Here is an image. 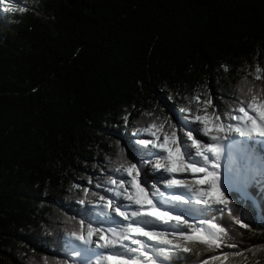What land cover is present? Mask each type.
<instances>
[{
    "label": "trees",
    "instance_id": "16d2710c",
    "mask_svg": "<svg viewBox=\"0 0 264 264\" xmlns=\"http://www.w3.org/2000/svg\"><path fill=\"white\" fill-rule=\"evenodd\" d=\"M15 6L24 11L7 12L0 3V264H80L69 245L80 246L67 233L82 218L97 219L91 205L86 212L78 203L82 189L89 199L109 195L98 186L103 176H120L114 169L127 149L151 138L137 129L159 117L166 127L179 121V130L184 110L195 111L193 96L211 94L227 107L245 77L257 89L264 83L253 79L257 65L264 69V0ZM225 195L223 215L204 206L207 219L235 233L228 241L237 249L223 251L242 253L224 264H264V173L246 192ZM229 207L248 228L230 221ZM214 254L220 250L197 244L170 259L221 264Z\"/></svg>",
    "mask_w": 264,
    "mask_h": 264
},
{
    "label": "snow or ice",
    "instance_id": "6c2138e0",
    "mask_svg": "<svg viewBox=\"0 0 264 264\" xmlns=\"http://www.w3.org/2000/svg\"><path fill=\"white\" fill-rule=\"evenodd\" d=\"M17 2L0 0L5 4L4 11H24L17 9ZM262 72L264 69L257 65L253 79L264 81ZM239 91L240 96L233 98V103L227 107L214 101L211 94L203 100L199 95L193 96L189 103L195 101V111L191 107L184 110L188 116L183 118L185 122L179 131V121L166 127V120L157 122L159 117L143 129H137V134L144 132L151 138L140 139L136 147L127 149V158L114 169L120 174L119 179L114 175L107 177L111 185L107 191L114 193V198L91 193L93 199H89V189H82L84 196L78 203L86 212L91 205L100 219L86 222L82 218L78 228L67 233L70 241L82 246L69 245L71 255L81 258L80 264H92L89 253L95 264H157V260L168 264L166 254L190 253L197 244L213 252L220 250L221 254L212 255L211 260H219L221 264L230 256L242 255L239 250L223 251L238 247L228 241L229 235L235 233L223 221L214 222L218 218L210 217L199 221L197 226L192 218L176 211L181 205L193 204L190 193L196 198V204L218 206L216 210L223 215L224 206L229 205L225 193L231 195L233 188L239 186L230 168L235 154L244 151L237 137H264V83L257 89V85L245 77ZM209 109H212L211 113ZM190 125V130L185 131ZM152 156H155L154 162ZM221 160L227 173V187L223 190L219 172ZM157 172L167 173L170 177L161 176L163 190L158 186L159 181L150 185L145 183L146 176L151 177ZM72 187L81 188L79 184ZM168 190L177 194L169 196ZM97 196L98 201L95 200ZM115 198L122 200L117 202ZM227 215L235 224L249 227L232 214L230 207ZM106 221L112 223L105 227ZM202 264H208V260H203Z\"/></svg>",
    "mask_w": 264,
    "mask_h": 264
},
{
    "label": "rangeland",
    "instance_id": "374dc122",
    "mask_svg": "<svg viewBox=\"0 0 264 264\" xmlns=\"http://www.w3.org/2000/svg\"><path fill=\"white\" fill-rule=\"evenodd\" d=\"M191 126V125H190ZM192 127V126H191ZM188 130H190V129H185V131H188ZM179 131V130H178ZM195 134V133H194ZM143 138H145V139H147V137H143ZM237 138H244V137H237ZM260 137H256V136H253L252 138H249V146L251 147V148H253V147H255L254 148V150L255 151H260V149H261V147L260 146H258L259 144H257L255 141L257 140V139H259ZM261 138H263V137H261ZM254 139V140H253ZM256 139V140H255ZM137 140H139V139H136L133 143L135 144V147H136V142H137ZM205 142H209V141H205ZM242 142V145H243V148L244 149H246V150H248V147L247 146H245L244 147V142L243 141H241ZM189 143H190V141H189ZM257 146H256V145ZM249 147V148H250ZM250 152H252L253 151V149H250L249 150ZM258 154H260V153H258ZM262 156V154H260V157ZM145 158H148V156L146 155L145 156ZM235 158H238V156L235 154ZM152 160H153V162L155 161V156H152ZM118 162V160H116V162H115V164ZM134 163V162H133ZM224 169H225V165H224V161L222 160L221 161V168H220V170H221V172H223L224 171ZM149 171L151 172L152 171V169H151V167H149ZM226 172V171H225ZM109 176V174L108 175H105V176H103L104 178H106V182H104L103 183V185H98V186H100V187H102L106 192H108L107 191V189L109 188V187H111V185L107 182V177ZM161 176H163V178H168V174L167 173H160V172H157V173H155L154 175H152L151 177H145L144 178V180H145V183L146 184H151V183H156L157 181H159V183H162V179H161ZM102 177V178H103ZM117 179H119V176L118 177H116ZM236 183H238V187H243L244 186V178H242V177H237L236 178ZM222 187H224V185H221ZM109 193V192H108ZM107 196V195H106ZM108 197H110V198H114V193H109V195H108ZM190 198L193 200V202H195V197H191V194H190ZM116 200H117V202H121V200H122V198H115ZM126 203V202H125ZM126 210H131V209H126ZM96 218L97 219H100L98 216H96ZM112 222H110V221H106L105 222V224H104V226L105 227H108L110 224H111ZM98 226V225H97ZM112 226H114V225H112ZM80 246V245H79ZM80 247H82V246H80ZM97 251H99V250H97ZM89 256L91 257V259H92V264H95V261H94V257L93 256H91V254L89 253Z\"/></svg>",
    "mask_w": 264,
    "mask_h": 264
},
{
    "label": "bare ground",
    "instance_id": "6f19581e",
    "mask_svg": "<svg viewBox=\"0 0 264 264\" xmlns=\"http://www.w3.org/2000/svg\"><path fill=\"white\" fill-rule=\"evenodd\" d=\"M260 138H261V137H260ZM260 138H259V139H260ZM259 139H257V140L255 139V140H256L255 142H256L257 144H259V141H258ZM253 140H254V139H253ZM255 145H256V144H255ZM256 146H257V145H256ZM258 146H260V145H258ZM247 147H250L249 144H248ZM250 148H251V147H250ZM254 148H255V147H253V149H254Z\"/></svg>",
    "mask_w": 264,
    "mask_h": 264
}]
</instances>
